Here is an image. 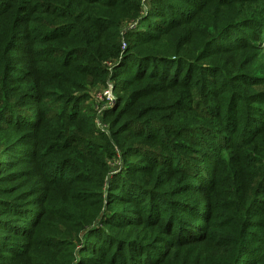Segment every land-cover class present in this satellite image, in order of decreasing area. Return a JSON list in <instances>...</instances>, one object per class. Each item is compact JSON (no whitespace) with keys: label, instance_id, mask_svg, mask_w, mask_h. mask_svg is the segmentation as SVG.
I'll return each instance as SVG.
<instances>
[{"label":"rangeland","instance_id":"rangeland-1","mask_svg":"<svg viewBox=\"0 0 264 264\" xmlns=\"http://www.w3.org/2000/svg\"><path fill=\"white\" fill-rule=\"evenodd\" d=\"M63 1L0 0V11L20 6L19 36L5 62L8 23L0 20V89L14 88L12 102L21 106L4 111L0 94V166L12 161L26 200L44 204L46 226L56 230L48 229L46 250L79 264L84 238L102 218L91 200L109 213L121 194L143 214L170 200L204 208L212 231L237 219L238 228L248 225L254 264H264V0L50 6ZM105 20L114 28L97 32ZM145 58L189 69L192 79L145 76ZM258 95L260 122L241 121L234 133V100ZM130 231L106 230L103 240ZM92 240L86 248L102 246ZM25 247L10 241L6 252Z\"/></svg>","mask_w":264,"mask_h":264},{"label":"trees","instance_id":"trees-1","mask_svg":"<svg viewBox=\"0 0 264 264\" xmlns=\"http://www.w3.org/2000/svg\"><path fill=\"white\" fill-rule=\"evenodd\" d=\"M50 6L52 8L60 6L68 10L73 9L75 4L68 0L60 5L50 2ZM5 8L0 11V20L8 23L4 34H1V40L4 42L3 62L6 61L4 57L12 51L9 47L10 42L19 36L16 12L20 6L16 4L4 10ZM105 21L108 22V26L106 22L100 25L94 22V25H98L97 28L100 29L97 32L103 33L108 28H114L111 20ZM147 34L154 35V32L148 31ZM259 40L260 37L257 41ZM35 53L39 54L38 51ZM145 62L148 66L145 76L158 79L165 84L175 83L178 78L184 79L186 76L192 79L193 76L189 69L183 67L180 70L177 64L175 67L174 63L170 66L166 60L153 61L145 58ZM195 81L200 80L197 78ZM199 85L204 84L199 82ZM0 94L4 111L21 107L14 106L18 101L12 102L15 89L9 87V84H2ZM259 99L262 98L258 95L255 100L247 102L244 99L234 100L232 109L234 133L237 132L241 121L245 125L260 122L258 109L253 106V103L262 101ZM11 163L12 161L8 159L5 166H0V264H75L71 256L61 254L57 248L46 250L44 240L50 237L47 233L51 228L46 226L45 206L37 198L26 200L30 197L27 196L29 194L18 187L14 175L9 172ZM247 197L248 193L244 192L242 198L247 199ZM117 198L118 201L112 199L113 206L110 205L109 213H105V208L99 207L100 200H91L96 205L95 218L99 215L102 218L99 223L100 228L88 230V233L92 234L86 236L83 242L86 243L93 237L92 243L98 241L102 246L86 248L84 243L81 256L85 253L87 256H82L79 264H254L249 248L251 241L248 236L243 235L248 225L238 228L237 219L229 225L221 226L217 231H212L203 223L206 210L204 208L191 210L181 202L182 200L164 202L161 208L153 203L146 210V214H143L121 194H118ZM33 213L36 218L31 221ZM182 215H189L190 218H183ZM127 227L131 228L127 238L103 240L107 235L106 230L112 235ZM93 233L104 234L99 238ZM17 240L26 242L25 249L22 252L11 250L7 253V244ZM59 255L61 260L58 258ZM50 256L54 257L52 262L48 261Z\"/></svg>","mask_w":264,"mask_h":264}]
</instances>
